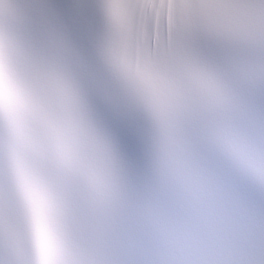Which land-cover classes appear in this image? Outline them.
<instances>
[{
	"label": "snow or ice",
	"instance_id": "snow-or-ice-1",
	"mask_svg": "<svg viewBox=\"0 0 264 264\" xmlns=\"http://www.w3.org/2000/svg\"><path fill=\"white\" fill-rule=\"evenodd\" d=\"M0 264H264V0H0Z\"/></svg>",
	"mask_w": 264,
	"mask_h": 264
}]
</instances>
